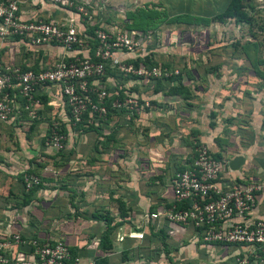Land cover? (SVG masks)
Here are the masks:
<instances>
[{
  "label": "built area",
  "instance_id": "2783aa9c",
  "mask_svg": "<svg viewBox=\"0 0 264 264\" xmlns=\"http://www.w3.org/2000/svg\"><path fill=\"white\" fill-rule=\"evenodd\" d=\"M106 11L101 1L0 0V47L7 44L17 55L0 61V124L22 113L36 119L38 96H55L61 117L49 120L43 145L59 152L67 149L75 127L101 126L109 109L139 115L148 107L145 99L127 89L134 82L167 78L177 70L142 62L135 66L132 62L147 54L149 35L106 19ZM25 53H41L50 63L46 60L38 71L21 70L19 59ZM107 71L117 75L106 77ZM48 89L52 94L46 93ZM181 167L172 179L171 202L144 215L140 230L128 237L143 241L148 223H165L191 229L205 245L232 249L224 259L198 264H264V219L252 214L264 184H226L221 177L226 162L201 143L194 145ZM22 183L27 190L38 178L23 172ZM22 242L18 233L0 238V264H77L60 241L31 240L29 260L21 253L9 256Z\"/></svg>",
  "mask_w": 264,
  "mask_h": 264
},
{
  "label": "crops",
  "instance_id": "0c3cea01",
  "mask_svg": "<svg viewBox=\"0 0 264 264\" xmlns=\"http://www.w3.org/2000/svg\"><path fill=\"white\" fill-rule=\"evenodd\" d=\"M12 50L3 44L0 47V61L14 60L17 55ZM194 83L204 86L199 81L186 82L185 85L191 89ZM216 84H212V87ZM133 86L136 92L133 93L145 99L148 107H144L139 115L125 112L111 114L104 124L98 126L99 136L94 131L73 133L66 149L69 152L73 150L71 144L79 136L90 137L95 142L91 146V164L81 162L83 168H90L92 173L90 187L84 188L82 185L80 189L94 204L91 212H117L116 207L108 203L109 199L124 202V207L128 209L124 222L111 231L109 241L112 249L103 252L97 247L104 229L100 221L89 242H79L64 234L59 237L62 239L60 242L76 249L77 264H94L95 259L101 260L100 264H198L228 257L226 252L232 249L205 245L197 240L191 229L168 227L165 223H150L153 232L163 228L168 251L165 255L158 241L148 243L144 239L138 242L128 234L140 230L144 215L171 202L173 176L196 144L206 145L215 158L224 162L235 156L243 157L244 164L238 171L229 173L223 170L221 177L226 184H264V114L254 108L252 101V112H246L247 106L243 101L224 97L226 92L214 91L211 85L197 92L189 90L190 95L185 99L166 96L161 92L153 94L147 85L140 83L134 82ZM49 92L52 94L53 90H46V93ZM44 96L47 107L40 102L38 119L33 126L26 117L16 116L10 122L0 124L1 141L9 135L15 138L13 141L19 140L22 135H37L40 137L39 152L42 147L48 149L43 145V136L49 120L61 117L62 107L58 105L57 97ZM24 141L28 151L36 154V147L28 145L27 138ZM76 146L83 154L90 151L89 145ZM18 152L21 151L17 145L0 143V199L8 193L16 191L17 194L19 191V182L13 175V172L18 174L23 169L22 164L19 166L15 161ZM44 160L53 170L50 164L54 160ZM33 168L34 165L28 161L26 170ZM17 214L0 207V238L21 231L18 225L8 221ZM252 214L264 219V189L257 193ZM25 231L27 236L31 235L28 230ZM144 232L147 235L148 229ZM57 239L52 236L41 241H59ZM24 244L17 245L10 255L24 254L25 251L20 250ZM25 248L28 250V247Z\"/></svg>",
  "mask_w": 264,
  "mask_h": 264
},
{
  "label": "rangeland",
  "instance_id": "374dc122",
  "mask_svg": "<svg viewBox=\"0 0 264 264\" xmlns=\"http://www.w3.org/2000/svg\"><path fill=\"white\" fill-rule=\"evenodd\" d=\"M88 1L104 3L107 7V11L104 12L106 19L115 21L117 25L121 24L125 11L132 12L138 8L152 9L166 15L167 18L181 14L208 17L209 21L206 24L157 21L153 28L138 32L141 35L145 33L149 35L147 54L153 53L152 59L156 64L168 68L176 67V70L183 69L182 83L199 81L204 84L201 86L194 83L191 89L186 88V91L189 89L197 92L211 85L214 91L226 92L224 97L243 101L247 106L246 112H252L250 110L252 101L254 108H258L259 112L264 114V79L256 80L251 68V61H264V0L247 1L245 10L250 17L249 23L233 20L216 22L210 19L222 10L228 0ZM152 34L155 36H151ZM257 67L264 75V64L260 63ZM212 84L216 85L212 87ZM186 95H189V92ZM181 96L185 97L184 94ZM36 136L26 134L16 141H13L15 138L12 135L3 141L0 139V143L20 147L21 152L17 153L15 161L19 166L22 164L21 172L26 171L29 161L34 165L31 171L38 175L39 179V187L33 192L31 202L27 206H22V201L18 197L16 199V191L0 199V207L4 211L18 213L8 221L20 227L19 235L26 236L25 230H28V233L40 242L52 236L60 241L62 239L59 237L64 234L87 243L99 224L98 221L93 222L92 214L107 216L112 218L111 223H119V211L114 200L109 199L108 202L116 207L117 212L114 214L106 211L91 212L94 204L80 190L82 185L84 188L90 187L92 181L90 168H83L81 163L89 165L92 162L91 146L95 143L92 138L77 137L71 144L73 150L60 155L43 147L39 152L40 137ZM25 138L29 140L28 145L36 147V154L28 151L27 144L24 143ZM80 144L89 145L90 151L84 154L79 152L76 145ZM45 158L54 160L53 164H50L53 170L48 168ZM21 172L18 174L13 172L17 180ZM72 190L74 194L70 193ZM71 197L76 209L69 206Z\"/></svg>",
  "mask_w": 264,
  "mask_h": 264
},
{
  "label": "trees",
  "instance_id": "16d2710c",
  "mask_svg": "<svg viewBox=\"0 0 264 264\" xmlns=\"http://www.w3.org/2000/svg\"><path fill=\"white\" fill-rule=\"evenodd\" d=\"M248 0H228L225 4V6L222 8V10H220L218 13L214 14L210 19L216 22H221L224 20H233L239 23H249L250 22V17L247 15L246 13V3ZM157 21H166L168 23H172V22H177V23H204L206 24L209 19L208 17H196V16H191L189 14H181V15H176V16H172L167 18L166 15L164 14H160L157 11H154L152 9H143V8H138L135 11H125L124 12V20L121 22V26L127 30H134V31H145L146 29H150L153 28L155 26V22ZM106 23H108V20L105 21ZM89 32H91V29L89 30ZM146 34V33H145ZM151 36H155L154 34H152ZM153 53H148L146 55H144L142 58H137L135 61H133L132 63L136 66L138 62H142L143 64H145L147 67H151L154 65H158L155 63L154 59H152ZM50 63V60L48 58H46L45 56L41 55V53H38L37 55L34 54H29V53H25L22 54L20 56L19 62L21 63V70H32V71H38L40 69L39 65L43 64L44 62ZM264 64L263 60H254L251 61V68H252V72L255 74L254 76L256 77V80L258 81H262V79H264V75L263 72L260 71L257 67L258 64ZM160 67H165L164 65H159ZM42 68V67H41ZM44 68V67H43ZM168 68V67H166ZM172 69L176 67H170ZM182 71H184L181 68H178L177 73L176 74H172L171 76L167 77V78H161V79H155V80H147V79H143L141 80L140 84L141 85H147L148 88H150V90H152L153 94H157L158 92H161L163 95L166 96H180L181 98H187L190 95V91L185 83H182L181 80V74ZM106 77L109 76H116L117 73L114 71H107L106 72ZM124 84H121V86ZM117 88V87H116ZM264 88V86H263ZM128 92L133 93L135 92V88L134 86L132 88H128L127 89ZM189 92V95H186V93ZM136 93V92H135ZM181 96V95H183ZM264 95V92H263ZM121 96V95H119ZM39 101L41 102V104H43V106L47 107V99L44 95H40L38 96ZM114 99V97L109 98L108 100H112ZM107 108H108V102H107ZM109 109V108H108ZM115 110L109 109L108 110V116H110L111 114L115 113ZM38 113L36 111V115L37 118L36 119H28L24 113L21 114V118L26 117V119L33 124L36 122V120L38 119ZM49 123V122H48ZM74 130L76 132H78V134L80 133H87V132H95L98 136V127H81L80 125H78L77 127L74 128ZM61 131L64 132V128L61 125ZM66 153H69L68 150H64V151H59V152H55L58 153L60 155H64ZM218 158V157H217ZM179 171L182 170V167H180L178 169ZM23 173V172H22ZM22 173L20 178L18 179L19 182V191L16 195V199L17 197L22 201L21 205L22 206H27L30 202L31 199L30 197L32 196L33 192H36L38 187H39V179H38V183L34 186H32L30 189L25 190L24 189V185L22 183ZM24 173H31L33 175H35L38 178V175H36L33 171L31 170H26L24 171ZM68 190V189H66ZM71 194H74V191H70ZM117 209L119 211V223H111L112 222V218L107 217V216H102L100 214H92L91 215V219L94 221H100L104 224V229L101 232L99 238H98V243H97V247L99 250L106 252V251H110L112 249V244L109 241V236L111 234V231L114 227H116L117 225H120L122 222H124L125 217L127 216V211L128 209H126L124 207V202L117 200ZM69 206L73 209H76L75 205L72 204V197L71 200L69 201ZM147 229H148V233L147 235H145V241H148V243H155L156 241H158L164 251V255L168 252L166 250V243H165V236L162 234V230L163 228L159 229L157 232H153V226L152 224L148 223L147 225ZM19 235V233H18ZM22 236V237H21ZM20 240L23 241V243H25L24 245L20 246V250L21 251H25L23 252V256H25V254H30L32 252V247L30 245V241L31 240H36L33 236L29 235V236H23V235H19ZM144 241V240H143ZM39 242V241H38ZM39 243H45L43 241H40ZM47 243L51 244L52 242H48ZM28 247V250L27 248ZM70 256H71V261L72 258L75 257V253H76V249L75 248H68ZM22 254V253H21ZM124 258V255L122 256ZM101 260L98 261V259H95L94 264H100ZM67 264H71V262H68Z\"/></svg>",
  "mask_w": 264,
  "mask_h": 264
},
{
  "label": "water",
  "instance_id": "95a60500",
  "mask_svg": "<svg viewBox=\"0 0 264 264\" xmlns=\"http://www.w3.org/2000/svg\"><path fill=\"white\" fill-rule=\"evenodd\" d=\"M244 164V159L241 156H235L226 161V169L230 173L238 171Z\"/></svg>",
  "mask_w": 264,
  "mask_h": 264
}]
</instances>
